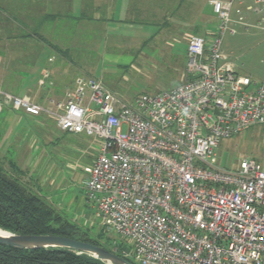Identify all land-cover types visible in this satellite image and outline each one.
I'll use <instances>...</instances> for the list:
<instances>
[{"label": "built area", "instance_id": "2783aa9c", "mask_svg": "<svg viewBox=\"0 0 264 264\" xmlns=\"http://www.w3.org/2000/svg\"><path fill=\"white\" fill-rule=\"evenodd\" d=\"M244 1L211 0L215 30L189 37L185 77L170 89L125 100L79 75L49 106L1 94L2 105L94 138L86 197L137 264H264V155L233 169L214 162L221 140L264 125V84L237 73L221 49L231 24L264 9Z\"/></svg>", "mask_w": 264, "mask_h": 264}, {"label": "crops", "instance_id": "0c3cea01", "mask_svg": "<svg viewBox=\"0 0 264 264\" xmlns=\"http://www.w3.org/2000/svg\"><path fill=\"white\" fill-rule=\"evenodd\" d=\"M210 2L0 0V99L7 92L49 106L79 73L101 80L100 60L131 64L146 47L165 48L178 36L187 41L201 31L209 38L216 26ZM245 13L249 20L252 12ZM49 118L0 103V166L6 173L15 177L14 171L32 164L33 130L46 133L43 121Z\"/></svg>", "mask_w": 264, "mask_h": 264}, {"label": "rangeland", "instance_id": "374dc122", "mask_svg": "<svg viewBox=\"0 0 264 264\" xmlns=\"http://www.w3.org/2000/svg\"><path fill=\"white\" fill-rule=\"evenodd\" d=\"M247 15L251 18L248 20L246 17L245 24H231L235 33L227 32L224 35L221 49L237 73L264 84V19L261 20L264 10L259 14ZM232 16L235 17L234 12ZM196 34L203 36L201 31ZM169 43L165 48L146 47L143 54L138 55L131 64H111L100 60L96 64L104 68V74L101 76L97 72V76L100 75L104 85L125 100L140 93L170 89L182 81L187 63L188 40L178 36L169 40ZM79 75L87 76L85 73ZM43 128L46 133L38 128L33 130L35 143L30 151L32 164L23 166V182L90 236L106 242L113 250H126L121 244L126 239L112 231L107 233L103 230L96 214V204L88 200L85 194L83 182L87 175L86 169L96 154L94 138L63 132L51 118L43 121ZM45 135L49 140L45 139ZM215 151V164L226 169L235 168L239 158L261 159L264 155V125L250 126L236 136L221 140Z\"/></svg>", "mask_w": 264, "mask_h": 264}, {"label": "trees", "instance_id": "16d2710c", "mask_svg": "<svg viewBox=\"0 0 264 264\" xmlns=\"http://www.w3.org/2000/svg\"><path fill=\"white\" fill-rule=\"evenodd\" d=\"M9 175L0 166V228L16 234H53L87 241L113 251L137 264L122 250H113L106 242L89 233L56 211L23 180L22 172ZM105 232L107 230L103 228ZM108 233V232H107ZM123 248H128L122 243ZM122 248V247H121ZM0 264H106L86 254L62 248L21 249L0 244Z\"/></svg>", "mask_w": 264, "mask_h": 264}, {"label": "water", "instance_id": "95a60500", "mask_svg": "<svg viewBox=\"0 0 264 264\" xmlns=\"http://www.w3.org/2000/svg\"><path fill=\"white\" fill-rule=\"evenodd\" d=\"M0 244L21 249L62 248L89 254L106 264H133L102 246L66 236L53 234H16L0 228Z\"/></svg>", "mask_w": 264, "mask_h": 264}]
</instances>
